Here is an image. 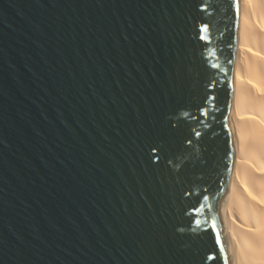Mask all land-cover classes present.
Listing matches in <instances>:
<instances>
[{"label":"water","instance_id":"95a60500","mask_svg":"<svg viewBox=\"0 0 264 264\" xmlns=\"http://www.w3.org/2000/svg\"><path fill=\"white\" fill-rule=\"evenodd\" d=\"M239 10L0 0V264H229Z\"/></svg>","mask_w":264,"mask_h":264},{"label":"bare ground","instance_id":"6f19581e","mask_svg":"<svg viewBox=\"0 0 264 264\" xmlns=\"http://www.w3.org/2000/svg\"><path fill=\"white\" fill-rule=\"evenodd\" d=\"M227 123L232 161L219 197L229 264H264V0H239Z\"/></svg>","mask_w":264,"mask_h":264}]
</instances>
